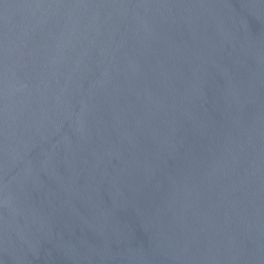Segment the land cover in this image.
Instances as JSON below:
<instances>
[{"label":"water","instance_id":"1","mask_svg":"<svg viewBox=\"0 0 264 264\" xmlns=\"http://www.w3.org/2000/svg\"><path fill=\"white\" fill-rule=\"evenodd\" d=\"M0 264H264V0H0Z\"/></svg>","mask_w":264,"mask_h":264}]
</instances>
